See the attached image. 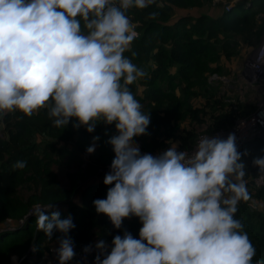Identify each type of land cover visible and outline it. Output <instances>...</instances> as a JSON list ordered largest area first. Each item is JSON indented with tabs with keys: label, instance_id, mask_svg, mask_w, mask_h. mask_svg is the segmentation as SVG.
<instances>
[{
	"label": "clouds",
	"instance_id": "9594fccd",
	"mask_svg": "<svg viewBox=\"0 0 264 264\" xmlns=\"http://www.w3.org/2000/svg\"><path fill=\"white\" fill-rule=\"evenodd\" d=\"M154 3L0 0V117L19 111L31 118L46 110L56 128L73 121V128L89 133L100 123L115 126L107 141L115 155L103 181L111 187L93 204L116 229L132 217L142 227L139 239L125 230L110 248L100 240L95 264H253L256 248L236 218L251 195L242 159L247 153L238 150L235 134L203 136L191 154L171 146L155 156L142 153L135 139L148 135L151 118L129 87L147 72L125 55H137L128 12ZM99 139L93 138L89 154ZM253 165L264 174V157ZM26 166L18 160L13 169ZM33 215L49 240L61 234L55 251L59 264H69L76 255L71 215L62 218L53 203L35 205Z\"/></svg>",
	"mask_w": 264,
	"mask_h": 264
},
{
	"label": "trees",
	"instance_id": "16d2710c",
	"mask_svg": "<svg viewBox=\"0 0 264 264\" xmlns=\"http://www.w3.org/2000/svg\"><path fill=\"white\" fill-rule=\"evenodd\" d=\"M217 1L155 0L148 8L128 12L138 33L132 46L137 55H125L147 72L129 86L143 111L150 113L148 135L135 138L147 152H163L171 146L190 151L199 133L228 130L252 109L253 102L247 104L239 97L233 101L224 87L210 82V77L222 73L223 62L231 63L242 50L252 51L260 44L264 0H246L230 9ZM210 9H216L218 17L208 15ZM153 12L158 13L155 19ZM255 92L248 90L245 100L249 96L257 99ZM74 122L56 128L46 110L31 118L19 111L0 117L6 134L0 137V264H10L13 256L22 258L32 246L38 249L37 257L43 258L51 246L59 244L61 234L57 232L49 240L37 230L36 217L29 216L19 224L37 204L53 203L62 218L71 215L76 225L70 233L75 247H95L96 239L106 241L110 248L113 238L125 230L139 239L142 224L137 217L125 219L122 228L116 229L106 215L97 214L93 204L95 199L106 198L111 187L103 183L109 171L103 174L100 170L111 166L114 159L107 141L117 134L115 126L100 123L89 133L84 127L73 128ZM95 136L100 139L85 162L83 154ZM238 150L247 153L242 159L251 200L240 202L236 218L256 248L255 264L256 260L264 261V211L255 208L252 201L264 200V191H253L259 174L253 160L264 156V144L254 140ZM18 160L27 162L23 170L13 169ZM64 169L66 186L58 172Z\"/></svg>",
	"mask_w": 264,
	"mask_h": 264
},
{
	"label": "built area",
	"instance_id": "2783aa9c",
	"mask_svg": "<svg viewBox=\"0 0 264 264\" xmlns=\"http://www.w3.org/2000/svg\"><path fill=\"white\" fill-rule=\"evenodd\" d=\"M234 1L235 0H233V2L230 1V4H225L227 9H230L234 6ZM211 81L225 83L227 88H233L232 84H229L228 81L223 79L217 73L212 74L210 77V82ZM244 81L248 87L256 90L259 94V101L257 102L256 106L249 110L248 115L237 120L228 130H219L212 133H199L196 139V144L192 150L189 151L186 149L177 148L178 151H187L189 154H191L195 150L197 142L201 137L208 135L209 137H220L226 139L230 133L235 134L238 149H240L246 143L254 140H260L264 144V36L260 44L252 50L251 56L245 63ZM137 143L139 144L142 153H151L154 156L161 153L160 151L147 152L142 148L140 142ZM110 168L111 166H108L105 170H100V172L110 171ZM252 188L253 191H264V174H260L259 172L258 176L253 181ZM33 211L25 219L21 220L19 224L23 225L25 220L29 216L33 215ZM89 245L91 244L76 246L74 248L76 255L74 259L69 262V264H95L96 250L94 245H91L92 249L90 252L86 253L84 251V249ZM58 248L59 244L51 246L43 258H38L36 251L33 252V248H31L22 258L13 256L10 260V264H22L24 262L27 264H59V259L55 251Z\"/></svg>",
	"mask_w": 264,
	"mask_h": 264
},
{
	"label": "rangeland",
	"instance_id": "374dc122",
	"mask_svg": "<svg viewBox=\"0 0 264 264\" xmlns=\"http://www.w3.org/2000/svg\"><path fill=\"white\" fill-rule=\"evenodd\" d=\"M230 1L233 2V0H218L217 2H220V3H222V5H224V4H230L231 3ZM243 1H246V0H235L234 4H238V3H241ZM178 13H182V12H178ZM207 14L212 16V17H218V12L216 9H210L209 11H207ZM178 15L179 14H177V16ZM260 17H261V19H264V15H261ZM251 54H252L251 50L250 51L242 50L241 56L239 58H237V60H235L231 63L223 62L221 64V68H222L221 72L222 73H217V74L219 76H221L223 79H225L226 81H228L229 84H232L233 88H227L225 86V83H221L218 81H211V83L215 86L221 85L222 87H224L225 91L227 92V95L230 98H232L233 101L236 100L235 98L239 97V98H242V100L247 104L250 102H253L252 106H250V108H253L254 106H256L257 102L259 101V97L255 100H253V98L249 96L248 97L249 99L245 100V96H246L245 94L247 93L248 90H251V91L253 90L254 92L256 90L252 89L251 87H248L244 81L245 63H246L247 59L251 56ZM223 82H225V81H223ZM140 90L142 92L143 88L141 87ZM5 135L6 134L4 132V125H1L0 126V137H5ZM88 154L89 153L83 154V159L85 160V162L88 161V159H89L90 154L89 155ZM58 172L61 176L60 177L61 183L64 186L68 185V179L66 176V169L58 170ZM103 174H104V172H103ZM96 177L97 176H94L93 180H96L97 179ZM254 201H256V200H253L252 203H253V206L255 208H257V209L261 208L264 210V200H262L261 202L256 201V202H258L257 204ZM33 210H34V208H33ZM32 216L34 217V215H32ZM93 242H95V244H97L99 241H97L95 239ZM31 248H33V246ZM9 263H11V262H9Z\"/></svg>",
	"mask_w": 264,
	"mask_h": 264
},
{
	"label": "crops",
	"instance_id": "0c3cea01",
	"mask_svg": "<svg viewBox=\"0 0 264 264\" xmlns=\"http://www.w3.org/2000/svg\"><path fill=\"white\" fill-rule=\"evenodd\" d=\"M257 92V91H256ZM258 93V92H257ZM256 204L258 203V202H256V201H254ZM253 204V203H252ZM261 211H264L263 209H261V208H259Z\"/></svg>",
	"mask_w": 264,
	"mask_h": 264
}]
</instances>
